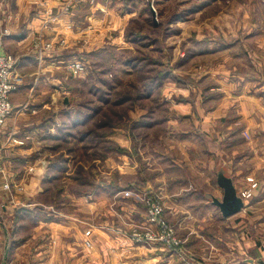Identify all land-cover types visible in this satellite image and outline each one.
Wrapping results in <instances>:
<instances>
[{"label": "rangeland", "instance_id": "obj_1", "mask_svg": "<svg viewBox=\"0 0 264 264\" xmlns=\"http://www.w3.org/2000/svg\"><path fill=\"white\" fill-rule=\"evenodd\" d=\"M56 1L63 5L65 13L60 12L63 15L72 14L73 7L76 10L77 4L86 2ZM261 2L119 0L123 26L117 29L109 22L108 33L93 40L90 55L71 60L84 63L82 73L74 76L69 69L71 61L63 64L65 81L71 89L59 91L57 107L47 112L52 121L44 124L34 139L18 138L7 142L3 149L0 146L1 157L7 153L32 155L29 159L42 157L48 163V170L37 187L23 184L26 168L14 172L17 180L11 176L12 170H0L3 184L6 180L14 184L9 190L3 185L9 193L6 208L10 207L7 212L10 217L4 214L0 200V225L11 229V237L17 233L14 240L22 241L33 237L37 226L59 221L66 224L70 216L84 232L78 236L81 243L76 245V264H89L87 253L94 250L93 234L101 226L121 232L125 240L136 246L157 248L173 263L183 264L186 239L179 235L177 224L167 217L164 201L167 193L158 185L166 182L161 186L167 190L172 183L179 182L178 192L183 196L184 163L222 161L223 156L227 157L211 153H222L225 149L226 125L209 137L205 132L204 137L183 145V114L195 115L198 111L210 115L214 109L215 113L222 112L226 107L215 101H221L226 96L228 83L233 80L238 83L239 77L247 76L264 84V67L261 70L257 62V68L242 46L245 42L248 47L254 45V41L249 42L253 37L264 38V26L259 31L264 19ZM90 3L95 14L99 2L90 0ZM6 4L7 0H0L2 7ZM254 26L258 27L254 29ZM5 33L8 29H4L2 34ZM59 34V44L66 47V38L62 32ZM43 40L38 38L34 42L38 53L49 49L46 45L51 41L43 43ZM215 46L217 50H213ZM7 53L18 60L14 52ZM198 98L205 102L195 106ZM188 103L193 104L183 106ZM186 125L184 130L189 131ZM29 173L36 175L30 169ZM204 174L211 176L216 184L215 171L204 169ZM249 180L250 186L242 191H250L247 199L258 186L253 177ZM213 184L205 187L212 188ZM149 197L160 201L161 216L173 228L179 242L177 248L168 249L162 241L147 238L140 241L132 237L136 231H149L146 227L150 216ZM87 206L94 212L84 211ZM97 207L103 214L94 215ZM121 207L129 208L133 214L126 215L127 209L123 211L125 214L120 213ZM20 209L28 213L23 220L18 215ZM115 215L118 220L113 219ZM110 219L111 222L103 223ZM20 231L23 232L18 235ZM45 233L41 232L40 236H50ZM159 237L166 235L159 233Z\"/></svg>", "mask_w": 264, "mask_h": 264}, {"label": "crops", "instance_id": "obj_2", "mask_svg": "<svg viewBox=\"0 0 264 264\" xmlns=\"http://www.w3.org/2000/svg\"><path fill=\"white\" fill-rule=\"evenodd\" d=\"M85 1L77 4L76 10L73 7L74 11L70 15L60 13L64 8L56 0H7L5 7L0 5V51L14 52L18 56V64L13 74V82L17 88L11 93L15 112L9 118L5 129L0 132L2 149L9 141L18 138L31 140L41 133L43 127L52 121V116H47V112L57 107L56 97L59 91L71 89L70 83L65 81L63 64L90 55L93 40L108 33L109 22L112 21L117 29L123 26V11L119 9V0H98V12L95 14L90 9V0ZM261 4L264 6V0ZM260 24L261 32L264 19ZM257 27L254 26V29ZM4 29H8L7 34H2ZM59 31L66 38V47L59 44ZM38 38H44L43 43H52V48L44 50L42 55L35 49L34 42ZM255 38L248 40L254 41V45L248 47L245 42L242 46L248 50L251 60L256 65L257 62L260 63L259 67L263 70L264 66L261 64L264 65V38ZM213 50H217L216 46ZM227 87L226 96L221 101H215L226 107L222 112L215 113L214 109L210 115L198 111L195 115L183 114V145L191 139L203 136L205 132L209 137L217 128L226 125L228 140L224 143L225 149L222 153H211L227 157L223 156L222 161L212 158L213 160L206 163H184L183 196L178 192L179 182L172 183L167 190L161 186H165L166 182L158 185L167 193L164 199L167 217L177 224L179 235L186 239L187 251L183 264H256L255 259L264 258V84L246 76L239 77L238 83L234 80L229 82ZM204 102V99L198 98L194 105L199 106ZM184 124L190 127L189 131L184 130ZM237 125L242 127L237 128ZM238 135L241 137L237 138ZM241 142L243 143L240 144ZM13 154L0 156L1 169L12 170L11 176L17 180L14 172L26 168L27 175L23 176L25 187H37L42 183L43 175L48 170L47 161L42 157L32 160L29 159L32 155ZM221 166L227 168L239 193L250 186L249 177H253L258 183L252 197L246 200L247 207L229 217H225L209 198L211 194L219 199L223 198L224 190L217 181ZM29 169L36 175H30ZM204 169L215 171L216 184H213L211 176L205 177ZM200 170L203 173H198ZM1 176L0 172V192L4 194V197L0 195V200L4 206V214L10 217L7 213L10 207L6 208L10 202L9 193L3 189ZM212 184V188L205 187ZM190 186L195 188L190 190ZM175 193L177 196L174 197ZM97 208L94 215L100 212L103 214ZM121 208L120 213L125 214L123 211L127 209L126 215L133 214L129 208ZM84 211L94 212L88 206ZM20 213L18 215L22 220L28 214L26 211L24 216ZM72 218L74 217L68 216L66 224L59 221L60 223L54 222L52 225L37 226L34 229L35 235L22 241L14 240L18 237L17 233H13L11 237V229L5 224L0 225V262L76 264V245L81 243L78 236L84 235V232L80 231ZM111 219L103 223L111 222ZM113 219L118 220L117 215ZM22 232H18V235ZM41 232L50 236L41 237ZM93 235L95 247L87 253L89 264L173 263L169 256L157 248L149 250L136 246L125 240L119 231L113 232L101 226ZM138 254L143 255L136 258Z\"/></svg>", "mask_w": 264, "mask_h": 264}, {"label": "built area", "instance_id": "obj_3", "mask_svg": "<svg viewBox=\"0 0 264 264\" xmlns=\"http://www.w3.org/2000/svg\"><path fill=\"white\" fill-rule=\"evenodd\" d=\"M67 5H69L70 8L72 6L70 5V3H68ZM46 47L51 49L52 43H48ZM42 53L43 52L41 49L40 54L42 55ZM17 64H18V60L14 55L0 51V129L7 125V122L13 112L11 93L13 92V90L17 88L16 83L13 82V74ZM84 66H85L84 63L73 61L71 62L69 69L72 70L74 76H78L84 70L85 68ZM0 170L4 171L3 169H1V167ZM3 185L4 188L7 190L12 189V187L14 186L11 180L4 181ZM241 194L244 197V199L249 198V196L251 195L250 191H245L242 192ZM147 203L150 206V209L148 211L150 215L149 225L146 226L149 227V231L146 233L136 231L132 237L140 241H146V238L149 241H154V242L162 241V243L168 249L177 248L179 242L177 241L174 235L173 228L171 226L168 227L166 221L161 216L162 206L160 204V201L152 197H149L147 199ZM159 233H161V236L162 234H165L166 237H159Z\"/></svg>", "mask_w": 264, "mask_h": 264}, {"label": "water", "instance_id": "obj_4", "mask_svg": "<svg viewBox=\"0 0 264 264\" xmlns=\"http://www.w3.org/2000/svg\"><path fill=\"white\" fill-rule=\"evenodd\" d=\"M154 16L156 15L155 8L152 7ZM67 102V99H66ZM218 184L224 190V195L222 199L215 197L214 195H209L211 201L217 205L222 214L225 217L232 216L245 208L246 201L241 193L238 192L232 176L228 173L225 166H221L218 170ZM256 264H264V258L259 257L254 260Z\"/></svg>", "mask_w": 264, "mask_h": 264}, {"label": "trees", "instance_id": "obj_5", "mask_svg": "<svg viewBox=\"0 0 264 264\" xmlns=\"http://www.w3.org/2000/svg\"><path fill=\"white\" fill-rule=\"evenodd\" d=\"M19 213H20V215H22L25 211L24 210H22V209H20L19 211H18ZM25 215H26V213H24Z\"/></svg>", "mask_w": 264, "mask_h": 264}]
</instances>
